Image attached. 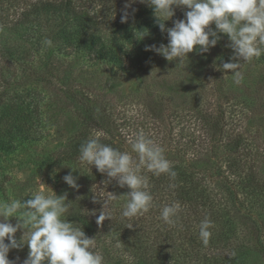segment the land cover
<instances>
[{"label":"trees","instance_id":"trees-1","mask_svg":"<svg viewBox=\"0 0 264 264\" xmlns=\"http://www.w3.org/2000/svg\"><path fill=\"white\" fill-rule=\"evenodd\" d=\"M127 2L0 0V161L39 138L42 92L35 86L19 90L15 83L18 78L30 80L26 70L34 68L45 40L62 54L83 53L93 61L107 60L124 68L129 64L124 46H143L141 35L160 29L153 9L140 0L127 9L128 21L122 23ZM186 10L175 8L165 25L183 19ZM258 59L264 63V55ZM82 90L73 110L78 127L56 161L76 166L81 172L86 191L70 204L64 218L83 228L88 237H95L94 250L104 256V264H243L253 251L264 259L263 154L258 132L241 130L247 113L239 110L231 119L220 99L209 103L193 96L169 116L134 120L136 127L163 147L177 175L170 180L167 174L154 176L142 169L148 177L152 207L136 217L124 218V194L129 189L120 188L115 180L107 183L106 174L82 164L79 147L99 133L102 143L130 151V141L139 130L126 132L122 121L102 116L87 98L89 91ZM0 192L6 193L3 181ZM108 192L118 196L109 201L111 219L97 224ZM173 202H178L181 210L170 225L160 212ZM205 216L214 225L206 246L198 230ZM250 225L259 231L253 242L247 239ZM15 237L20 240V233ZM28 251L27 245L11 249L8 258L23 264Z\"/></svg>","mask_w":264,"mask_h":264},{"label":"rangeland","instance_id":"rangeland-1","mask_svg":"<svg viewBox=\"0 0 264 264\" xmlns=\"http://www.w3.org/2000/svg\"><path fill=\"white\" fill-rule=\"evenodd\" d=\"M173 22L169 21L166 27H172ZM211 27L215 28V25ZM145 33L143 37L141 35L143 46H124L129 54V64L124 68L107 60L93 61L83 53L65 55L45 44L34 68L26 70L30 80L18 78L15 83L19 90L35 86L42 92L39 138L32 144L19 146L14 153L1 159L0 183L4 182L6 193L0 192V200L17 198L27 201L33 191L44 189L47 192L53 190L57 195L67 193L71 204L86 191L79 168L60 165L56 161L57 154L65 148L78 127L73 110L83 94L82 89L85 93L89 91L87 98L102 116L116 117L122 121L126 132L141 130L134 120L169 116L186 106L193 96L209 103L220 99L231 119L239 110L247 113L248 119L241 130L258 132L263 154L261 170L264 172V63L258 58L247 62L241 69L243 82L236 85L232 74L219 68L233 55L232 49L226 47L229 44L227 35L221 34V40L209 52L201 55L194 50L188 54V60L180 64L146 50L153 44L157 47L161 43L166 45V32L159 29ZM171 127L175 128V124ZM69 173L77 178L78 189L64 182L63 177ZM9 222L15 224L17 218L10 217ZM249 228L247 239L253 242L259 231L252 225ZM19 233L22 236L23 230L16 234ZM243 264H264V259L253 251Z\"/></svg>","mask_w":264,"mask_h":264},{"label":"clouds","instance_id":"clouds-1","mask_svg":"<svg viewBox=\"0 0 264 264\" xmlns=\"http://www.w3.org/2000/svg\"><path fill=\"white\" fill-rule=\"evenodd\" d=\"M136 0H128L122 9L121 22L128 21L127 9ZM153 9L156 23L161 32L167 33V44L158 47L153 44L146 50L161 55L168 61L183 64L188 54L196 50L198 54L209 52L221 40V34L229 38L226 47L232 49L229 62H222L220 70L232 74L233 83L240 85L244 76L242 62H250L264 55V0H140ZM187 9L184 18L166 27L175 8ZM135 11V10H133ZM214 24L215 28L211 25ZM146 33L142 34V37ZM45 44L51 46L50 40ZM219 59V58H218ZM235 61V62H232ZM99 133L86 140L79 147V160L95 166L97 171L106 174L107 183L115 180L120 188L127 187L124 194L126 202L121 212L124 218H133L149 211L153 196L149 190L148 177L142 169L154 176L167 174L174 180L177 173L166 158L162 146L142 130L138 131L130 141L131 150L121 151L104 144ZM135 154V156L133 155ZM64 182L73 189H78L77 178L71 173L63 177ZM175 187L174 184L169 185ZM110 195L103 200L102 210L97 224L111 219L110 200L118 196ZM30 199L12 198L0 200V264H15L9 260L11 249L28 247V255L23 264H104V256L95 251V237H88L83 228L65 219L71 201L67 193L57 195L53 190L33 191ZM96 196L93 201L96 202ZM178 202L163 206L160 216L167 224H174L180 212ZM16 217L17 222H9ZM213 221L207 216L198 225L199 237L206 246L212 235ZM132 227V226H130ZM23 230L20 240L15 234ZM233 255H235L233 253Z\"/></svg>","mask_w":264,"mask_h":264}]
</instances>
